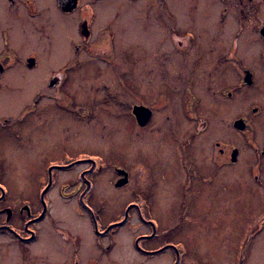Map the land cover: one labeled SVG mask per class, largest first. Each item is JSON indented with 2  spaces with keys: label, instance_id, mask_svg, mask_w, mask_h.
<instances>
[{
  "label": "flooded vegetation",
  "instance_id": "af4514ba",
  "mask_svg": "<svg viewBox=\"0 0 264 264\" xmlns=\"http://www.w3.org/2000/svg\"><path fill=\"white\" fill-rule=\"evenodd\" d=\"M215 2L214 28L167 24L177 65L150 49L130 58L131 68L124 54L130 45H118L113 23L99 22L91 0L67 10L59 0H0V91L18 92L0 96V245L12 248L5 255L12 264H123L122 230L133 221L137 264L165 257L161 264H248L264 221L229 256L206 238L219 234L218 223L234 220L241 179L264 196V0ZM65 46L71 54L63 59ZM31 76L38 88L26 87ZM11 78L27 81L15 87ZM240 95L255 99L224 120L222 111L238 108ZM125 105L136 123L134 157L110 145L121 142ZM225 122L244 146L221 135L205 140L214 123ZM145 130L154 133L151 154L141 147ZM112 152L124 153L126 163L105 162ZM20 167L39 179L37 188L32 180L23 184L29 194L3 181ZM105 173L115 190L134 185L114 218L98 193ZM72 204L85 217L76 223L82 233L62 224ZM156 208L167 213L164 220Z\"/></svg>",
  "mask_w": 264,
  "mask_h": 264
},
{
  "label": "rangeland",
  "instance_id": "374dc122",
  "mask_svg": "<svg viewBox=\"0 0 264 264\" xmlns=\"http://www.w3.org/2000/svg\"><path fill=\"white\" fill-rule=\"evenodd\" d=\"M85 1L88 0H81V3L83 4ZM91 1L94 4L95 12L98 14L99 22L102 23L104 21H108L109 19L113 23L112 28L114 27L116 29L115 33L116 34L118 33L117 34L118 36H116L118 38V45L120 40H125L128 43V45H130L129 49L132 51H128L127 49L124 54L128 58L129 61L128 63L131 68H133L134 66L133 60L140 56L146 55L147 52L150 51V49L153 50L154 54L164 55L167 58V60H168V56L171 57V59H174V61L176 62L175 65H177V62L179 60V57L177 55L179 53L176 50L175 42L173 41L171 35L167 31L168 23H170L171 27L177 29V28H184L185 25L188 23L198 24V26L210 24L212 25L211 27L214 28L213 23L216 22L215 10L217 5L215 0H91ZM161 2L163 4H161ZM165 10L170 15V17L167 15ZM188 13L191 14L189 15ZM217 32L219 33V30L209 32L210 37L211 36L214 37ZM213 37L212 40H214ZM215 44L212 43L213 46ZM207 46L208 45L204 47L205 50L207 49ZM64 49L65 52L63 55V59H65L71 54V52L68 51L69 49L67 46H65ZM124 49H126V47H124ZM207 55L208 54L205 53V56ZM133 57L134 59L130 61V58ZM81 60L87 61L88 58ZM94 60L98 61L100 59L94 58ZM48 65L49 63L45 62V66L47 67ZM97 65L101 66L102 64L97 63ZM12 80L15 81L13 83L15 87L17 86L22 87L24 86V82L27 81V79L25 80L12 79ZM37 82L38 84H36ZM26 83H27L26 87L30 86V87L38 88V86L41 85V81L38 78H35L34 76H31ZM12 92L14 91L11 90L0 91V96L9 99L8 96H10ZM15 93L18 92L15 91L14 94ZM248 97L250 98L245 97V95L241 97L240 95L238 108L232 106L229 107L227 110H224V112L222 111L221 117L227 121L232 116H235L237 114L238 115L242 114L244 111L248 110L247 108L250 106V103L254 101L255 96H248ZM259 98L262 101H264L263 96ZM7 101L8 100H6L5 103H7ZM114 101L115 103H117L118 99ZM227 104H222V105L223 107L227 108ZM124 108L126 109L127 120L125 123V127L123 128L124 129L123 132L120 131L119 134L120 136L118 135L119 140L121 142L124 139L123 140L124 146H121L120 145L121 142H116L114 141V139H112L113 142L111 141L110 145L111 146L114 145L115 147L128 153L130 156L133 155L134 157L136 152V147L139 144L137 142L138 140H136L137 139V135L135 133L136 123L131 113V107L125 105ZM160 113L162 114V115L160 114V116L163 117L166 111L163 110ZM110 120L112 119L110 118ZM262 128H263L262 130L264 131V126ZM90 134L93 137L94 141H96L100 145L101 142L98 139V134L95 133L93 135L92 132H90ZM153 134L154 133L150 134L148 130H145L144 136L142 137V139L144 140L141 147L148 154H151V151L153 152L152 148L147 147V143H150L151 140L152 141L154 140V137L152 136ZM219 135L227 139L234 138L241 145H243L244 143V141H242L240 136H236L234 132H232L231 129L228 128L227 122H225L223 125L222 124L216 125V123H214V127L212 128V130H210L207 133L205 140L208 139V141H210L214 136H219ZM259 137L264 138V133H261L260 131ZM208 150L210 149L208 148ZM244 151L249 152L250 150L244 148ZM104 161L125 164L126 157L124 153L112 152L109 156L105 158ZM12 169L16 171L15 172L13 171L12 172L13 175L11 176L3 177V181L18 186L19 189L24 190V192L26 193H28L29 191L31 192V190L28 186L26 187V185L23 184L27 183L29 180H32V183H35L34 184L35 186L33 185V187L37 188L39 184V179L37 177H35V179L33 180L32 175H29L30 172L28 174L19 172L22 169L21 167L12 168ZM102 178H105L104 179L105 182L103 185L98 187V193L104 195L106 199H109L110 203L106 200L103 203V205L106 208H110L112 206L111 201L112 203L114 202L117 203V208L113 209L111 207L114 213H112L110 217L113 218L118 217L121 215V209L124 203L132 199L133 195L131 193L134 192V185L132 184L123 190H115L114 187L109 182V179H111L110 173L108 174L105 173L100 177V179ZM240 182L241 185L239 186V194L238 197L235 198V200L237 201L236 202L237 207L235 208L236 212L233 210L234 220L230 221L228 219L227 221H225L226 219L223 218V216H221L225 220H223L221 224L219 223L217 224V226H219L217 229L219 234L213 233L206 238V240L217 250L221 248L222 253L225 254L226 256L227 255L229 256V254H231L233 251H237V252L241 251L243 248V240L245 237L248 236L247 230L249 228H253L254 226H257L262 221H264V217L262 218L264 207H262L261 205L262 202L260 203V201L257 200V198L259 197L264 201L262 190L258 188L253 189L251 186H248V180H246L245 178L241 179ZM161 191L163 194L164 189H161ZM177 193L178 191L176 190V194ZM59 207L65 208L66 206L60 205ZM68 207L70 208V211L68 213L69 215L68 218H70V221L62 218V224L68 226L73 232L82 233V231L79 230V228L77 227L76 223L81 221L85 222L86 221L85 217L83 218L79 216L80 214H78L77 210H75L74 204L69 205ZM165 207H166V203H163L162 208ZM168 207L170 209L169 204ZM207 207L208 206L206 205L205 207L206 210ZM155 214L160 219L164 220L165 219L164 216L167 213L163 214L161 213V209L157 210L156 208ZM135 224L136 223L133 221L130 223L129 226L127 225L122 230L123 231L122 236L124 235L125 239H124V245H122L121 248H124V250L126 249L125 250L126 255H124L123 264H137L138 261L132 249V239L136 234L134 227ZM257 230L258 229L256 228V230H253L252 232H254L255 234ZM87 236L91 238V234ZM11 249H12L11 247L6 245L5 241L3 245H0V264H12V261L5 256V255L7 256L10 255ZM248 257H249L247 258L248 264L264 263V227L262 231H259L252 239V248L251 250H249ZM166 259L167 257H165L164 259L156 258L154 260L147 261L145 264H161L164 261H166Z\"/></svg>",
  "mask_w": 264,
  "mask_h": 264
},
{
  "label": "water",
  "instance_id": "95a60500",
  "mask_svg": "<svg viewBox=\"0 0 264 264\" xmlns=\"http://www.w3.org/2000/svg\"><path fill=\"white\" fill-rule=\"evenodd\" d=\"M76 3H77V0H59V4L62 7V9H64V10L71 9V8L75 7ZM135 113H136V115H137V117L139 119V115L140 114L138 112H136V111H135ZM235 125L239 129H242L244 127L243 122H242L241 119L237 120L235 122Z\"/></svg>",
  "mask_w": 264,
  "mask_h": 264
},
{
  "label": "bare ground",
  "instance_id": "6f19581e",
  "mask_svg": "<svg viewBox=\"0 0 264 264\" xmlns=\"http://www.w3.org/2000/svg\"><path fill=\"white\" fill-rule=\"evenodd\" d=\"M263 122H264V121H262V123H263ZM116 205H117L116 203H112V206H111V207H112V208H116ZM111 207H110V208H111ZM109 210H110V209H109ZM111 210H112V209H111ZM61 212H66V211H63V210L58 209V213H61ZM68 213H69V212H68ZM66 214H67V213H64L63 215H66ZM80 226H81V225H80Z\"/></svg>",
  "mask_w": 264,
  "mask_h": 264
}]
</instances>
